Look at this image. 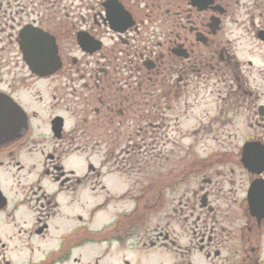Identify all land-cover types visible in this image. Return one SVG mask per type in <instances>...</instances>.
Returning <instances> with one entry per match:
<instances>
[{
  "label": "flooded vegetation",
  "instance_id": "obj_1",
  "mask_svg": "<svg viewBox=\"0 0 264 264\" xmlns=\"http://www.w3.org/2000/svg\"><path fill=\"white\" fill-rule=\"evenodd\" d=\"M39 29L58 45L61 67L48 77L22 58L21 34ZM0 44L19 56L2 62L1 54L0 93L29 118L22 138L0 145V264H264V208L252 215L248 202L254 182L264 194V170L243 162L248 142L264 145V0H0ZM214 94V111L202 110L209 121L185 133L247 134L241 146L145 160L118 193L100 172L63 165L79 150L38 149L35 103L51 111L50 128L63 113L81 119L55 141L60 148L90 114L145 135H168L173 121L170 132L180 134L181 118ZM39 151L45 161L33 179L36 166L25 160ZM108 210L109 223L95 225ZM176 226L189 229L188 242Z\"/></svg>",
  "mask_w": 264,
  "mask_h": 264
},
{
  "label": "rangeland",
  "instance_id": "obj_2",
  "mask_svg": "<svg viewBox=\"0 0 264 264\" xmlns=\"http://www.w3.org/2000/svg\"><path fill=\"white\" fill-rule=\"evenodd\" d=\"M4 51H9V50L3 48L2 45L0 44V57L2 56L1 55L2 53L4 56L2 62L8 61V57L14 58L15 60L19 57L16 52L10 53L11 54L10 55L11 57H10L9 54ZM12 51H15V50L13 49ZM5 53L7 54V56ZM10 68L12 67L10 66ZM12 72L13 71H10L9 73H12ZM215 95L216 94H214L213 96L205 97L206 99L203 102H199L200 104L199 109L194 110V112L190 111L187 117L183 116L181 118L180 130L182 133L172 134L170 132L172 129L177 127L175 123L171 121L168 135H161V136L159 135L157 136L158 138H151V139L149 138L148 140H146L147 143H152L153 139H159L160 147L157 149H154L151 145H148L145 155L149 156L150 154H153L151 156H154L155 158H157L156 155L161 154L160 151H162L164 152L163 157L171 158L169 159L170 161L172 160L177 161L178 158L186 159V161H188L191 158L190 156H191V151L193 150V147L198 148V151L201 152L202 155H204V152L207 151L208 149L213 150L215 148L217 149L220 148L221 150L225 152H232V150L235 149L238 145L240 147L243 139L248 137L247 134H241V133L216 134V133H210V132H204V133L201 132L199 134L185 133L187 131H192L194 127L200 126L202 123V120L205 122L209 121L208 118H201L202 110H204L205 108L208 109L210 107L211 111H214ZM48 100L49 99H47V102ZM81 101L82 100H80L79 97H77L76 99L75 96L74 98L70 99L69 105H71V109H73L74 111L78 108L80 109ZM182 105H184L183 102H182ZM32 108H35L36 110H38L40 114L39 115L40 118H38L37 120H34L35 125L40 124L41 126V129H39L35 133V136H40L39 134H42L41 135L42 137L38 138L39 140H41V144L38 147V149H41L43 147L45 154H47L48 152H52V154H54L55 156L60 155L63 150H68L71 152L79 150V153H83V155L73 154L71 155V157L64 160L63 165H65L66 168L73 169L78 174L82 175V174H86L90 165H93L95 167V170L92 172V174L98 175L99 172L101 175L103 174L104 183L111 191L118 193L126 189V180H127L128 175L127 174L125 175V173L120 170V166L124 164L121 162H127L129 155H121L119 157L113 156V158L109 162V165L103 168L102 153L101 154L98 153L97 150H95V152L92 151L93 150L92 139H90L89 137H86V133L84 131H83L84 133H82V130H80L78 134L73 135L74 141L69 138V142H65V145L59 148L58 146L60 143H55L56 140L53 138V136H51L52 134H51V128L49 124L50 116L52 115L51 111H49V109H47L46 107L45 108L41 107V103L40 104L35 103ZM175 112L178 115V108L175 109ZM62 115L66 119L65 132H69L72 129L73 125H75V123L78 125L81 124V119L73 115L72 112L63 113ZM166 115L173 116V113L168 111ZM89 116H90V122L95 121L93 120L95 117L93 116V114H90ZM205 124L208 125L207 123ZM233 126H235L236 128L241 127V120L236 119L235 124ZM228 127H231V125H229ZM85 131L88 134V131L87 130ZM129 132H132V131H129ZM102 135L107 136V133L103 132ZM140 140L141 139H137L131 143L140 144L142 143V141ZM53 146L56 147V150H54L55 148H53ZM143 149L145 150V147ZM119 150L120 151H117L115 154L125 153L121 149ZM124 159L125 160L127 159V160L125 161ZM25 161L31 162L36 166V172L33 173L32 178L33 179L37 178L39 172L42 171V167L45 161L42 151L37 152L35 155H33L31 158L26 159ZM164 164H167V162H165ZM110 172H114V173L110 174ZM121 174L124 175L122 176V178L118 176ZM41 180H42V185L45 186L47 189L49 190L57 189L56 183H54L52 180H48L47 178H42ZM82 196L84 199L94 202L90 189H85L83 191ZM102 197L103 195H99L98 200L102 199ZM175 197L177 199L175 205H177L179 195L175 194ZM123 207H125V209L128 208L127 205H123ZM111 212L112 211L108 210L106 214L104 213L102 215L96 216L95 225L100 226V225L108 224L109 223L108 221L111 219L110 218ZM26 216L29 217L27 213H26ZM1 220H2V217L0 216V221ZM175 230H176L175 235L177 236L176 238L180 239V242H188L187 240L190 237H189V229H187V227L183 228V226H180L179 228L176 226ZM64 231H68V230L64 229L61 232H64Z\"/></svg>",
  "mask_w": 264,
  "mask_h": 264
},
{
  "label": "water",
  "instance_id": "obj_3",
  "mask_svg": "<svg viewBox=\"0 0 264 264\" xmlns=\"http://www.w3.org/2000/svg\"><path fill=\"white\" fill-rule=\"evenodd\" d=\"M82 44L88 45L85 41ZM20 47L24 61L33 73L41 77L51 76L61 67L56 39L49 33L42 30L35 33L24 31L20 37ZM87 52L93 53L94 50L87 49ZM12 120L15 121V128H10ZM28 127V116L22 107L9 96L0 93V145L22 137ZM63 127L64 119L59 116L54 118L52 131L58 139L62 137ZM243 162L253 173L263 171L264 145L260 142L247 143L243 149ZM255 166L257 169H254ZM248 201L252 215H257L260 213L259 210H263L264 194L258 192L256 182L249 190ZM2 202L3 197L0 193V204Z\"/></svg>",
  "mask_w": 264,
  "mask_h": 264
},
{
  "label": "trees",
  "instance_id": "obj_4",
  "mask_svg": "<svg viewBox=\"0 0 264 264\" xmlns=\"http://www.w3.org/2000/svg\"><path fill=\"white\" fill-rule=\"evenodd\" d=\"M117 119L119 118L116 116L113 117L109 113L106 117L100 118V120L94 117L93 120L95 121L92 122H90V118H86L82 128V130L86 133V137L92 139V151L95 152V150H97L98 153H102L104 166L109 165V162L113 156L119 157L121 155H129L127 162L123 164L124 166H122L124 169H129V167H139L140 165L145 164L144 161L148 160L149 158L150 160H157L159 158L158 156H156L157 158L151 156L153 154H150L149 156L144 154L146 151L143 150V146L147 137L149 139V135L144 136L135 134L133 132L129 133L128 130H124L118 125L120 124V121H117ZM85 130L88 131V134ZM103 132H106L107 136H103ZM151 137L157 138V136ZM137 139H141L140 141H142V143L134 145L131 147V150L127 151L126 149L128 143ZM125 146L126 149L123 150ZM119 149L125 153L115 154L117 151H120Z\"/></svg>",
  "mask_w": 264,
  "mask_h": 264
}]
</instances>
